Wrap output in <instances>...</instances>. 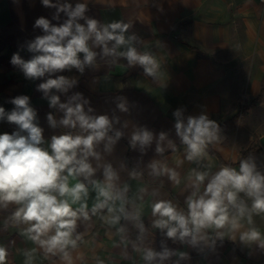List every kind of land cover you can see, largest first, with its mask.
Returning a JSON list of instances; mask_svg holds the SVG:
<instances>
[{"label": "crops", "instance_id": "1", "mask_svg": "<svg viewBox=\"0 0 264 264\" xmlns=\"http://www.w3.org/2000/svg\"><path fill=\"white\" fill-rule=\"evenodd\" d=\"M69 2L75 5L84 0ZM87 2L86 15L91 18L102 23L114 20L130 23L129 34H136L140 40L136 45L138 50L148 51L161 64L159 83L146 76L141 67L129 68L122 58L114 65L98 58V67L86 68L83 74L75 69L59 73L78 78L77 86L68 95L82 93L94 114L115 115L121 124L128 122V128L123 129L125 136L111 154L103 153V145L98 150L102 155L100 164L111 163L119 175V186L127 184L129 187L130 203L126 207L141 211V219L150 233L144 246L160 251L163 240L170 249L187 254L180 264H264V250L255 244H242L239 233L236 240L227 235L223 241L217 240L214 248L201 245L200 249H194L173 242L151 226V204L157 200H169L186 210L185 201L192 191L187 187L188 177L193 169L210 173L221 167L238 170L241 160L251 158L257 171L264 174V147L260 144L264 136V3L261 0ZM54 11L44 7L41 0H17L15 3L14 0H0V106L10 111L14 107L8 102L11 98L28 95L37 110L46 141L68 130L49 127L46 117L53 110L37 91V85L43 81L26 80L10 60L16 52L24 59L31 57L24 45L42 34L40 29L34 28L35 20L41 16L51 20ZM61 16L59 22L63 21V14ZM117 97L127 99L128 113L117 109ZM65 99L61 95L62 102ZM177 108H184L186 117L206 113L219 125L220 140L208 145L207 155L197 161L185 158L186 146L175 134L172 113ZM61 115L56 113L58 119ZM121 124L115 127L120 128ZM135 126L147 127L157 135L167 132L175 150L165 142V152L158 155L154 142L142 155L129 145ZM14 127L0 121V133H11ZM153 159L166 161L180 174L181 183L174 184L166 175H150L147 165ZM91 162L95 167L97 162ZM133 170L141 175L133 179L130 175ZM93 178L103 180L102 168ZM78 179L69 178L70 186ZM94 201L95 192L89 187V209ZM15 208L16 205H9L0 209V246L7 250L6 264H25V253L30 251L34 257L32 264H65L60 255L46 257L38 245L23 235L26 224L14 225L10 221ZM241 222L245 229L255 227L264 235V221H252L251 225L247 220ZM121 225L126 228L123 234L117 232ZM76 231L83 234V239L71 250L73 264H144L142 253L132 247L138 230L129 221L121 220L120 225L110 226L99 215L91 216L88 221L78 220ZM207 232L215 237L214 230ZM178 259L173 256L165 264H175Z\"/></svg>", "mask_w": 264, "mask_h": 264}, {"label": "clouds", "instance_id": "2", "mask_svg": "<svg viewBox=\"0 0 264 264\" xmlns=\"http://www.w3.org/2000/svg\"><path fill=\"white\" fill-rule=\"evenodd\" d=\"M41 3L55 10L51 20L43 16L35 20L34 28L42 34L24 45L31 57L24 59L16 52L10 63L20 69L26 80L43 81L37 85V91L53 110L47 114V123L51 129L68 131L52 135L46 141L28 95L11 98L8 102L14 107L10 111L0 106V121L15 126L11 133H0V209L16 205L10 221L14 225L26 224L23 235L38 245L46 257L60 255L65 264H73L71 250L83 239V234L76 231L78 220L88 221L97 215L110 226L120 225L121 220L133 223L138 235L131 242L132 247L142 253L144 264H165L173 256L179 257L175 264H180L187 254L170 249L165 241H161L160 251L144 246L150 233L140 209L126 207L130 203L128 185L119 186V175L111 163L100 164L102 155L98 149L103 145V153L111 154L125 136L123 129L128 128V122L121 124L115 115L94 114L82 93L68 95L77 86L78 78L59 74L73 69L83 74L86 68L96 69L98 58L109 65L122 58L129 68L139 66L146 76L159 83L162 77L159 60L148 51L138 50L140 40L136 34H129L130 23L123 20L102 23L87 16V0L75 5L69 0H41ZM61 14L63 21L59 22ZM61 95L66 97L63 102ZM116 100L117 109L128 113L127 99ZM56 113L62 114L59 119ZM184 113V108L172 113L175 134L186 146L185 158L197 161L207 155L208 145L220 140L219 125L206 113L187 117ZM117 124L121 127L116 128ZM154 142L158 155L165 152V142L175 150L164 131L157 135L147 127L135 126L129 137L130 147L142 155ZM91 160L97 162L95 167ZM147 167L152 176L166 175L174 184L181 183L180 174L164 160L153 159ZM100 168L102 181L93 178ZM130 175L135 179L141 173L133 170ZM69 178L83 179L70 186ZM188 180L187 187L192 191L185 201L186 210L169 200L155 201L151 204L152 228L173 242L194 249H200L201 245L214 248L217 240L223 241L226 235L236 240L239 233L242 244H255L264 250V235L255 227L245 229L241 222L246 218L251 225L254 214H264V174L257 171L251 158L241 160L238 170L221 167L210 173L193 169ZM89 187L95 192L91 209ZM241 193L251 199L250 206L240 198ZM209 229L215 231L214 238L209 236ZM117 232L123 234L126 228L121 225ZM7 255V250L0 246V264H6ZM25 257V264H32L33 252H26Z\"/></svg>", "mask_w": 264, "mask_h": 264}, {"label": "rangeland", "instance_id": "3", "mask_svg": "<svg viewBox=\"0 0 264 264\" xmlns=\"http://www.w3.org/2000/svg\"><path fill=\"white\" fill-rule=\"evenodd\" d=\"M241 199H244L245 202L250 206L251 205V199L245 196L243 193L239 194ZM244 220H247L246 218ZM253 222H263L264 221V214L262 215H253L252 217Z\"/></svg>", "mask_w": 264, "mask_h": 264}, {"label": "water", "instance_id": "4", "mask_svg": "<svg viewBox=\"0 0 264 264\" xmlns=\"http://www.w3.org/2000/svg\"><path fill=\"white\" fill-rule=\"evenodd\" d=\"M260 144L264 147V136L260 138Z\"/></svg>", "mask_w": 264, "mask_h": 264}, {"label": "built area", "instance_id": "5", "mask_svg": "<svg viewBox=\"0 0 264 264\" xmlns=\"http://www.w3.org/2000/svg\"><path fill=\"white\" fill-rule=\"evenodd\" d=\"M264 3V0H261Z\"/></svg>", "mask_w": 264, "mask_h": 264}]
</instances>
